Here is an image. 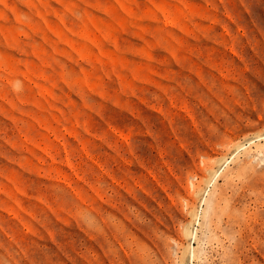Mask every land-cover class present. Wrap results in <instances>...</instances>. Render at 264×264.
Instances as JSON below:
<instances>
[{"label":"rangeland","instance_id":"rangeland-1","mask_svg":"<svg viewBox=\"0 0 264 264\" xmlns=\"http://www.w3.org/2000/svg\"><path fill=\"white\" fill-rule=\"evenodd\" d=\"M0 264H264V0H0Z\"/></svg>","mask_w":264,"mask_h":264}]
</instances>
